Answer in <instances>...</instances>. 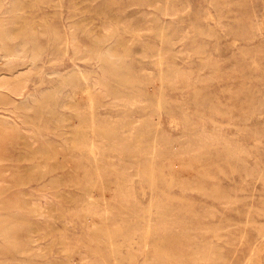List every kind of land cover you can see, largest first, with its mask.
I'll use <instances>...</instances> for the list:
<instances>
[{
    "label": "rangeland",
    "instance_id": "obj_1",
    "mask_svg": "<svg viewBox=\"0 0 264 264\" xmlns=\"http://www.w3.org/2000/svg\"><path fill=\"white\" fill-rule=\"evenodd\" d=\"M0 47V264H264V0H0Z\"/></svg>",
    "mask_w": 264,
    "mask_h": 264
},
{
    "label": "bare ground",
    "instance_id": "obj_2",
    "mask_svg": "<svg viewBox=\"0 0 264 264\" xmlns=\"http://www.w3.org/2000/svg\"><path fill=\"white\" fill-rule=\"evenodd\" d=\"M13 1V0H12ZM14 3H15V0H14ZM206 12V11H205ZM208 12V11H207ZM4 14V13H3ZM9 14H11V13H9ZM164 14H166V15H168V14H171V12L168 10V9H166L165 11H164ZM214 19V18H213ZM208 20V19H207ZM192 22V21H191ZM10 24V23H9ZM192 24V23H191ZM195 25V24H194ZM102 29H105V28H102ZM163 29V28H162ZM200 29V28H199ZM160 30V29H159ZM198 30V29H197ZM32 32V31H31ZM106 32V31H105ZM82 33V32H81ZM11 35V34H10ZM33 34H31V36H32ZM121 35V34H120ZM71 36V35H70ZM119 36V35H118ZM159 37V36H158ZM237 41V40H236ZM74 42V41H73ZM2 43V42H1ZM32 43V42H31ZM4 45V44H3ZM20 46V45H19ZM110 46H112V45H110ZM74 47V46H73ZM72 47V48H73ZM108 47V46H107ZM1 48H3V47H0V49ZM75 48V47H74ZM76 49V48H75ZM74 49V50H75ZM79 49V52H80V50H81V48H78ZM77 49V50H78ZM2 50V49H1ZM0 50V51H1ZM101 50V49H100ZM217 50V49H216ZM3 52H4V50H2ZM32 51V50H31ZM86 51V50H85ZM89 51V50H88ZM123 51V50H122ZM76 51H73V53H75ZM78 52V53H79ZM90 52H92V51H90ZM33 53V52H32ZM88 53V52H87ZM164 53V52H163ZM200 53V52H199ZM83 54V53H82ZM94 54V56L95 57H97V59L99 58L101 61H102V63L103 64H105V63H111V66H110V68H104V66L103 67H101L100 66V68L101 69H99V70H102V72L103 73H111V74H115V75H118L119 74V71H118V68H119V66L121 65V63H122V56L116 51V50H113V48H105V50H103V51H101V52H94L93 53ZM166 54V53H165ZM201 54V53H200ZM6 55V54H5ZM32 55H34V54H32ZM77 55V54H76ZM211 55V54H210ZM198 56V55H197ZM200 56H202V55H200ZM22 57V56H21ZM34 57V56H33ZM33 57H32V59H33ZM72 57V56H71ZM94 57V58H95ZM193 57V56H192ZM31 59V60H32ZM72 59V58H71ZM77 59H79V58H77ZM83 59V58H82ZM82 59L81 60H79V61H82ZM90 59V58H89ZM30 60V61H31ZM86 60V59H85ZM88 60V59H87ZM95 60V59H94ZM84 61V60H83ZM91 61V60H90ZM32 62H33V60H32ZM4 63V62H3ZM130 63V62H129ZM194 63V62H193ZM174 66V65H173ZM29 67V66H28ZM128 67V66H127ZM97 68H98V66H97ZM129 68H130V65H129ZM169 68V67H168ZM260 68V67H259ZM177 69V68H176ZM73 70V69H72ZM129 70V69H128ZM179 71V70H178ZM79 72V71H78ZM82 72H83V70H82ZM69 73V72H68ZM72 73H74V71L72 72ZM176 73V72H175ZM180 73H181V71H180ZM29 74V73H28ZM96 74V73H95ZM130 74V73H129ZM4 75V74H3ZM52 75V74H51ZM58 75V74H57ZM81 75V74H80ZM180 75V74H179ZM28 76V75H27ZM27 76H25V77H27ZM60 76V75H59ZM104 76V75H103ZM95 77V76H94ZM158 77V76H157ZM156 77V78H157ZM167 77V76H166ZM188 77H190V76H188ZM83 78V77H82ZM121 78V77H120ZM168 78V77H167ZM182 78V77H181ZM62 79V78H61ZM96 79H98V78H96ZM79 80V79H78ZM84 80H87V77H84ZM156 80V79H155ZM159 80V79H158ZM186 80V79H185ZM198 80V79H197ZM69 81V80H68ZM19 82V81H18ZM85 82H87V81H85ZM171 82V81H170ZM174 82V81H173ZM24 83V82H23ZM157 83V82H156ZM175 83V82H174ZM178 83V82H177ZM186 83H187V80H186ZM5 84H6V81L5 82H2L1 83V86H5ZM86 84V83H85ZM109 84V83H108ZM57 86V85H56ZM85 87H87L86 85H85ZM174 87V86H173ZM189 87V86H188ZM20 88H21V86L19 85V84H16L15 86H13V87H11L10 88V90L13 92V93H15V94H20ZM6 89V88H5ZM52 89V88H51ZM80 89H81V86H80ZM79 89V90H80ZM105 89V88H104ZM193 89H194V87H193ZM7 91H8V89H6ZM22 90H24V89H22ZM49 90V89H48ZM178 90V89H177ZM54 91V90H53ZM82 92V91H81ZM86 92H87V90H86ZM21 93H22V91H21ZM43 93V92H42ZM46 93H47V91H46ZM39 94V93H38ZM85 94V93H84ZM88 94H89V90H88ZM13 95V94H12ZM28 95V94H27ZM41 95V94H40ZM40 95H39V97H40ZM43 95V94H42ZM60 95H61V93H60ZM66 95V94H65ZM90 95V94H89ZM88 95V96H89ZM20 96V95H19ZM29 96V95H28ZM44 96H45V93H44ZM33 97V96H32ZM90 97V96H89ZM35 97H33V99H34ZM68 98H69V96H68ZM108 98V97H107ZM41 99V98H40ZM195 99V98H194ZM27 100V99H26ZM72 100V99H71ZM75 100V99H74ZM91 100V99H90ZM95 100V99H94ZM34 101V100H33ZM36 101H38L37 100V98H36ZM69 101V100H68ZM75 101H77V99L75 100ZM97 101V99L95 100V102ZM102 101H103V99H102ZM27 102V101H26ZM32 102V101H31ZM99 102V101H98ZM36 103H38V102H35V104ZM74 103V102H73ZM141 104V103H140ZM29 105V104H28ZM101 105V104H100ZM21 106V105H20ZM65 106V105H64ZM102 106V105H101ZM111 106V105H110ZM7 107V106H6ZM59 107V106H58ZM92 107V106H91ZM91 107H89V108H91ZM97 107H98V105H97ZM100 107V106H99ZM98 107V108H99ZM126 107V106H125ZM148 107V106H147ZM29 108V107H28ZM32 108V107H31ZM30 108V109H31ZM54 108V107H53ZM96 108V107H95ZM16 109V108H15ZM97 109V108H96ZM145 109V108H144ZM183 109V108H182ZM25 110H27V109H25ZM146 111V110H145ZM158 111V110H157ZM196 111V110H195ZM98 112V111H97ZM125 112V111H124ZM194 112V111H193ZM209 112V111H208ZM252 112V111H251ZM144 113V112H143ZM195 113V112H194ZM249 113H250V110H249ZM15 114V113H14ZM91 114V113H90ZM98 114H99V112H98ZM97 114V115H98ZM185 114V113H184ZM187 114V113H186ZM210 114V113H209ZM218 114V113H217ZM17 115V114H16ZM23 115V114H22ZM92 115V114H91ZM91 115H90V117H91ZM166 116V115H165ZM169 116V115H168ZM250 116H252L251 114H250ZM264 116V115H263ZM262 116V117H263ZM169 117H171V116H169ZM174 117V116H173ZM185 117V116H184ZM187 117H188V114H187ZM20 118V117H19ZM65 118V117H64ZM175 118V117H174ZM61 119V118H60ZM156 119H157V121H158V117L156 116ZM172 119V118H171ZM20 120V119H19ZM22 120V119H21ZM139 120V119H138ZM140 120H142V119H140ZM174 120V119H173ZM200 120V119H199ZM210 120V119H209ZM175 121H177V120H175ZM91 122H93V121H91ZM112 123H114V122H112ZM177 123H178V121H177ZM4 124V123H3ZM8 124H10V123H8ZM23 124V123H22ZM6 125V124H5ZM94 125V124H93ZM105 125V124H104ZM222 125V124H221ZM225 125V124H224ZM17 126V125H16ZM14 127V126H13ZM105 127V126H104ZM196 127V126H195ZM97 128V127H96ZM116 128V127H115ZM197 128H198V126H197ZM203 128V127H202ZM217 128V127H216ZM216 128H215V130H216ZM16 129V128H15ZM92 129V128H91ZM94 129V128H93ZM103 130H104V128H102ZM101 129V130H102ZM147 129V128H146ZM112 130V129H111ZM157 131V130H156ZM98 132H99V130H98ZM104 132V131H103ZM197 132H199V131H197ZM200 132H201V130H200ZM146 133V132H145ZM206 133V132H205ZM219 133V132H218ZM71 135V134H70ZM101 135V134H100ZM147 135V134H146ZM195 135H196V133H195ZM194 135V136H195ZM220 135V134H219ZM141 136V135H140ZM158 136V135H157ZM104 137V136H103ZM106 138V137H105ZM141 138V137H140ZM107 139V138H106ZM157 139V138H156ZM140 140V139H139ZM78 143L80 144V145H82V146H87L90 150H91V152H93L94 150H96V149H98V144L96 143V141L92 138V137H87V136H83V137H81L79 140H78ZM119 143V145H120V143L121 142H116V143H114V144H118ZM236 143V142H235ZM228 144V147L229 146H232V144L231 143H227ZM26 146V145H25ZM27 146H28V144H27ZM235 146V145H234ZM233 146V147H234ZM116 147V146H115ZM124 147V146H123ZM129 147V146H128ZM139 147V146H138ZM236 147H237V145H236ZM108 148V147H107ZM99 149H101V148H99ZM106 148H104V150H105ZM114 149H116V148H114ZM191 149V148H190ZM53 150V149H52ZM107 150V149H106ZM125 150V149H124ZM148 151V150H147ZM96 152H97V150H96ZM100 152H103V151H100ZM238 152V151H237ZM98 153V152H97ZM101 155V154H100ZM195 155V154H194ZM198 155V154H197ZM34 160V159H33ZM46 166V165H45ZM62 166V165H61ZM107 167H108V165H107ZM129 167V166H128ZM205 167V166H204ZM57 168V167H56ZM46 169V168H45ZM48 170V169H47ZM138 170V169H137ZM141 170V169H140ZM14 172H16V170L14 171ZM22 171H20V173H21ZM14 174V173H13ZM16 174V173H15ZM14 174V175H15ZM24 174V173H23ZM21 175H22V173H21ZM129 175V174H128ZM23 176V175H22ZM138 176V175H137ZM18 177V176H17ZM29 177V176H28ZM54 177V176H53ZM22 178V177H21ZM26 179H27V177H25ZM46 178V177H45ZM148 178H149V176H148ZM17 179H19V178H17ZM24 179V178H23ZM37 179V178H36ZM101 179V178H100ZM30 180H32V179H30ZM120 180V179H119ZM20 181V180H19ZM25 181V180H24ZM23 180H22V184H24L25 182H24ZM152 182H154V181H152ZM142 183V182H141ZM151 184V183H150ZM117 185H119V184H117ZM103 186V185H102ZM149 186V185H148ZM151 187V186H150ZM2 188H4V187H2ZM1 188V189H2ZM149 188V187H148ZM103 190V189H102ZM148 190V189H147ZM204 190V189H203ZM131 191V190H130ZM152 194V193H151ZM122 195H123V200H129V198H130V196H131V193L130 192H128V191H125L124 193H123V191H122ZM41 197V196H40ZM94 198V195L93 194H90L89 195V199H88V202L86 203V206L84 207V210L86 211V213L87 214H99V213H101V214H107V210L105 209L104 211H102V212H100V211H98L97 210V205H95L91 200ZM168 198V197H167ZM183 198V197H182ZM236 198V197H235ZM3 200V199H2ZM52 201V200H51ZM135 201V200H134ZM133 201V202H134ZM150 202V201H149ZM125 203V202H124ZM4 205V204H3ZM128 205V204H127ZM188 205V204H187ZM48 206V205H47ZM150 207V206H149ZM174 208V207H173ZM57 209V208H56ZM55 209V210H56ZM54 210V209H53ZM54 212H57V211H54ZM149 212V211H148ZM34 213V212H33ZM52 213V212H51ZM16 214V213H15ZM58 214V213H57ZM151 214V213H150ZM182 214V213H181ZM191 214H193V213H191ZM42 215V214H41ZM45 215H47V214H45ZM144 215V214H143ZM159 215V214H158ZM40 216V215H39ZM43 216V215H42ZM41 216V217H42ZM37 217V216H36ZM149 217V216H148ZM170 217V216H169ZM171 217H173V216H171ZM48 218V217H47ZM22 219V218H21ZM54 219V218H53ZM56 219V218H55ZM143 219V218H142ZM49 220H50V218H49ZM49 220H47L48 222H49ZM156 220V219H155ZM172 220V219H171ZM44 222H46V221H44ZM151 222V221H150ZM237 223V222H236ZM11 224V223H10ZM50 224V223H49ZM183 224V223H182ZM51 225V224H50ZM173 225V224H172ZM135 227V226H134ZM30 228V227H29ZM134 229V228H133ZM4 230V229H3ZM134 230H136V229H134ZM147 230L148 229H146V232H147ZM1 231V230H0ZM131 231H133V230H131ZM143 231V230H142ZM211 231V230H210ZM164 232V231H163ZM5 233V232H4ZM2 234V233H1ZM37 234V233H36ZM4 235V234H3ZM2 235V236H3ZM1 236V235H0ZM6 236H8V235H6ZM54 236V235H53ZM133 237H135V236H133ZM1 238V237H0ZM6 238V237H5ZM35 238V237H34ZM37 238V237H36ZM48 238V237H47ZM2 239V238H1ZM43 239V238H42ZM4 240V239H3ZM6 240V239H5ZM12 240V239H11ZM37 240V239H36ZM2 241V240H1ZM13 241V240H12ZM131 242V241H130ZM157 243V242H156ZM1 245V244H0ZM112 245V244H111ZM168 245V244H167ZM262 247V246H261ZM149 248H151V246H149ZM152 248H154L153 246H152ZM59 249V248H58ZM211 250V249H210ZM113 251V250H112ZM252 251V250H251ZM155 252V251H154ZM40 253H41V251H40ZM57 253V252H56ZM115 253V252H114ZM156 253V252H155ZM252 253V252H251ZM112 254V253H111ZM140 254V253H139ZM186 254V253H185ZM195 254V253H194ZM261 254V253H260ZM113 255V254H112ZM141 255H142V253H141ZM143 255H145V253L143 254ZM188 255V254H187ZM260 257V256H259ZM120 258V257H119ZM117 259V258H116ZM175 259V258H174ZM115 260V259H114ZM143 260V259H142ZM151 260H152V258H151ZM258 260V259H257ZM86 262V261H85ZM114 263H115V261H114ZM253 263V262H252ZM171 264V263H170ZM182 264V263H181Z\"/></svg>",
    "mask_w": 264,
    "mask_h": 264
}]
</instances>
